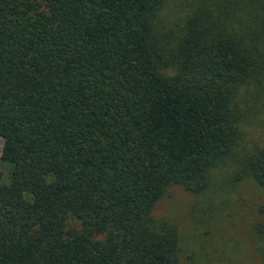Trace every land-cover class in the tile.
Instances as JSON below:
<instances>
[{
    "label": "trees",
    "instance_id": "1",
    "mask_svg": "<svg viewBox=\"0 0 264 264\" xmlns=\"http://www.w3.org/2000/svg\"><path fill=\"white\" fill-rule=\"evenodd\" d=\"M0 138V264H179L169 186L264 187V0H0Z\"/></svg>",
    "mask_w": 264,
    "mask_h": 264
},
{
    "label": "rangeland",
    "instance_id": "2",
    "mask_svg": "<svg viewBox=\"0 0 264 264\" xmlns=\"http://www.w3.org/2000/svg\"><path fill=\"white\" fill-rule=\"evenodd\" d=\"M2 139L0 138V152ZM217 171L214 170L213 173ZM226 193L232 208V214L219 221H212L214 227L201 222L205 213L199 215L194 208V201L180 185H171L156 203L153 214L173 222L177 227L180 241L179 264H216L220 262L212 254L225 252L230 261L236 264H259V243L252 232L251 223L264 219V187L246 178L230 187ZM225 211V210H224ZM201 221V222H200ZM66 225L69 228L78 226L79 222L68 216ZM211 231L205 229L209 228Z\"/></svg>",
    "mask_w": 264,
    "mask_h": 264
}]
</instances>
